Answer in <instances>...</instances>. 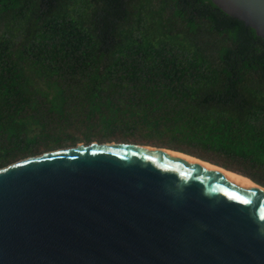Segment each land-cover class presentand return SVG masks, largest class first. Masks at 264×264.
<instances>
[{"label":"trees","instance_id":"1","mask_svg":"<svg viewBox=\"0 0 264 264\" xmlns=\"http://www.w3.org/2000/svg\"><path fill=\"white\" fill-rule=\"evenodd\" d=\"M80 140L264 188V39L210 0H0V168Z\"/></svg>","mask_w":264,"mask_h":264},{"label":"water","instance_id":"2","mask_svg":"<svg viewBox=\"0 0 264 264\" xmlns=\"http://www.w3.org/2000/svg\"><path fill=\"white\" fill-rule=\"evenodd\" d=\"M210 1L264 39V0ZM168 150L92 141L1 167L0 264H264V196Z\"/></svg>","mask_w":264,"mask_h":264},{"label":"bare ground","instance_id":"3","mask_svg":"<svg viewBox=\"0 0 264 264\" xmlns=\"http://www.w3.org/2000/svg\"><path fill=\"white\" fill-rule=\"evenodd\" d=\"M167 153H170L171 155H174V156H177L180 158H184V159L193 161L195 163H198L200 165H203V166L211 168L215 171H218V172L230 177L235 183H237L241 186H244V187L251 188V189L257 191L258 193H260L261 195L264 196V188L260 187L259 185H256L255 183H253L252 181H250L248 178H246L244 176L233 174V173L228 172L227 170H225L221 167H217V166L212 165L208 162L201 161L200 159L194 158V157L187 155V154H184V153H180V152L173 151V150H170V151L168 150Z\"/></svg>","mask_w":264,"mask_h":264},{"label":"rangeland","instance_id":"4","mask_svg":"<svg viewBox=\"0 0 264 264\" xmlns=\"http://www.w3.org/2000/svg\"><path fill=\"white\" fill-rule=\"evenodd\" d=\"M92 141L100 142V141H96V140H91L90 142H92ZM114 142H115V141H114ZM77 143L87 144V143H89V142L85 143L84 141L80 140V141L75 142L74 145L77 144ZM138 144H139V143H138ZM144 145H147V144H144ZM148 146H151V145H148Z\"/></svg>","mask_w":264,"mask_h":264}]
</instances>
